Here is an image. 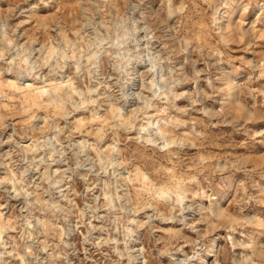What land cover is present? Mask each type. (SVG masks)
Instances as JSON below:
<instances>
[{"label":"rangeland","instance_id":"rangeland-1","mask_svg":"<svg viewBox=\"0 0 264 264\" xmlns=\"http://www.w3.org/2000/svg\"><path fill=\"white\" fill-rule=\"evenodd\" d=\"M0 264H264V0H0Z\"/></svg>","mask_w":264,"mask_h":264}]
</instances>
